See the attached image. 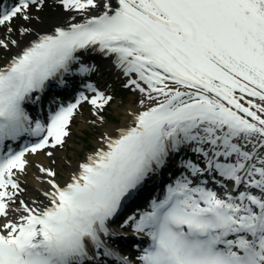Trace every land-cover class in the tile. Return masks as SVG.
<instances>
[{
  "label": "snow or ice",
  "instance_id": "snow-or-ice-1",
  "mask_svg": "<svg viewBox=\"0 0 264 264\" xmlns=\"http://www.w3.org/2000/svg\"><path fill=\"white\" fill-rule=\"evenodd\" d=\"M53 3L0 0V264H264V0ZM97 52L135 101L119 122ZM85 105L102 131L61 179Z\"/></svg>",
  "mask_w": 264,
  "mask_h": 264
},
{
  "label": "rangeland",
  "instance_id": "rangeland-1",
  "mask_svg": "<svg viewBox=\"0 0 264 264\" xmlns=\"http://www.w3.org/2000/svg\"><path fill=\"white\" fill-rule=\"evenodd\" d=\"M57 10H60V6L58 4L49 3V8L45 9L40 12V15L44 17V19L48 20L50 19L55 13H57ZM6 53L0 52V59L5 55ZM116 99L113 101V103L108 107L105 115L106 118L110 123L119 122L120 120V111L122 108L127 106V101L129 100V97L132 95L128 91H120L117 93ZM83 118L89 119V112L88 108H84L83 112L81 114ZM81 121L80 118L76 117L73 124V134L69 138L68 144L66 145V148L64 149L65 152H67V158H69L72 161L77 160L80 156L83 155L85 150L91 149L93 146V137L100 132L102 129L99 127L92 128L89 125H85L84 127L80 128L79 122ZM68 159V160H69ZM64 160L63 166H67Z\"/></svg>",
  "mask_w": 264,
  "mask_h": 264
},
{
  "label": "bare ground",
  "instance_id": "bare-ground-1",
  "mask_svg": "<svg viewBox=\"0 0 264 264\" xmlns=\"http://www.w3.org/2000/svg\"><path fill=\"white\" fill-rule=\"evenodd\" d=\"M133 99L134 98L131 95L129 97V103H128V105L135 103V101ZM124 108H122L121 111H120V113H121L120 116L121 117L123 116V110H124ZM78 118L81 119V121L79 122L80 128L84 127L86 125L85 119L82 118V117H78ZM58 157H59L58 163H59V166H60L59 176H60L61 179H63L64 176L66 175L67 171H68V166H63V162H64V160H68L69 158H67V152H65L64 150H61V151L58 152ZM32 159L33 160L39 159V160L43 161L44 163H48L47 159L44 157V155L42 153L40 154L39 157L34 156V157H32ZM73 163H75V161H73ZM36 174H38V173H36V170L35 169H30V173L27 176V184H28L29 192L34 191L35 187L37 186V182L34 179V175H36Z\"/></svg>",
  "mask_w": 264,
  "mask_h": 264
}]
</instances>
